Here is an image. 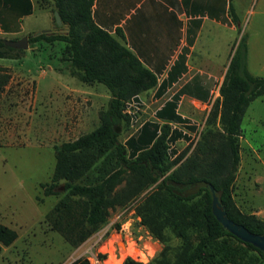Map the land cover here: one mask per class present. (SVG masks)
<instances>
[{"label":"trees","instance_id":"1","mask_svg":"<svg viewBox=\"0 0 264 264\" xmlns=\"http://www.w3.org/2000/svg\"><path fill=\"white\" fill-rule=\"evenodd\" d=\"M50 1L66 31L27 34L28 45L64 42L69 74L86 84H102L109 95L94 129L53 147L50 180L40 184L44 195L58 194L60 186L63 190L46 214L51 227L75 247L105 224L114 206L151 187L134 211L140 223L163 243L152 264H264L262 252L229 233L211 211L210 188L228 219L253 234L264 233L263 221L239 211L231 196L239 163L241 119L250 102L264 94V76H253L246 67V35L241 32L235 43L218 97L205 117V130L192 154L180 162L181 155L170 160L168 145L179 139L187 141L189 136L167 123L145 121L123 142L119 140L136 114L127 111L126 103L154 87L157 74L121 43L118 31L110 34L93 22L91 0ZM31 11L30 0H0V26L4 31H18L16 19ZM227 13L236 24L230 3ZM237 30L239 33L240 28ZM5 40L10 39L0 36V58H17L23 49L6 46ZM8 80L6 68L0 66V95ZM188 86L184 85L155 116L194 132L195 127L175 113L178 95L189 93ZM164 88L161 81L158 92ZM121 184L123 191H128L124 195L117 191ZM166 231L179 239L172 258L167 255ZM14 238V231L0 224V243L8 245ZM147 263L127 257L121 264ZM70 264L89 263L82 257Z\"/></svg>","mask_w":264,"mask_h":264},{"label":"rangeland","instance_id":"2","mask_svg":"<svg viewBox=\"0 0 264 264\" xmlns=\"http://www.w3.org/2000/svg\"><path fill=\"white\" fill-rule=\"evenodd\" d=\"M33 2L31 14L21 21L26 35L46 29L55 33L66 31L63 24L54 26L50 0ZM228 2L237 17L236 29L240 28L238 36L233 31L231 37L236 41L241 32L246 35L247 70L253 75L262 76L264 0ZM27 48L18 53L17 58L23 57L18 64L20 69L13 71L14 76L0 95V224L15 233L10 244L0 243V264H70L82 257L89 264H97L86 249L96 235L112 234L113 238L114 231H118L123 222L129 223L131 237L137 240L140 247H150L148 241L156 243L154 248L151 247L153 254L147 263L152 264L151 260L162 249L163 243L140 223L134 211L137 202L151 187L124 200L122 205L114 206L109 210L105 224L75 247L51 227L46 214L60 200L63 190L58 187V194L44 195L40 184L50 180L54 166L53 147L94 129L98 125V112L106 107V96L109 95L105 87L98 83L104 91H99L97 113L88 115L84 120L87 124L83 123L74 129L72 122L76 118L80 121L91 101L80 98L79 110L71 115L67 109L63 110L69 99L55 94L56 86L65 79L62 72L69 71L65 43L57 41L48 44L40 41L34 48L30 45ZM39 67L45 71L38 72ZM23 70L31 74V79L23 80L20 72ZM140 106L138 100L126 103V109L134 110L135 113ZM90 120L92 124H89ZM204 121L203 115L197 118L189 140L168 145L170 160L181 155L182 162L192 154L201 132L206 128ZM129 132L130 126L128 131L119 135V140L122 142ZM238 146L239 163L231 187L233 202L239 211L253 214L264 223V101L259 98L250 102L242 116ZM180 162L173 165L170 171ZM122 186H118L117 191L124 195L128 191H123ZM166 234L169 246L167 255L172 258L179 239L168 231ZM91 252L94 253L95 249ZM103 258L98 255V264H107V261L103 263Z\"/></svg>","mask_w":264,"mask_h":264},{"label":"crops","instance_id":"3","mask_svg":"<svg viewBox=\"0 0 264 264\" xmlns=\"http://www.w3.org/2000/svg\"><path fill=\"white\" fill-rule=\"evenodd\" d=\"M30 1L33 9L34 2ZM228 3V0H91L93 22L110 34L118 31L121 43L157 74L156 85L136 96L141 106L136 108L138 112L132 117L130 132L124 140L145 121L159 125L167 123L189 136L191 132L179 123L155 116V112L186 84L189 85V93L178 95L175 113L194 127L199 116L206 117L213 100L218 97V87L238 40L231 37L233 31L238 36V30L228 16ZM25 16L16 19L18 31H4L0 26V36L13 39L26 35L21 24ZM36 32L40 31L31 34ZM37 43L30 44L31 48ZM22 58H0V66L9 74L5 87L14 76L13 71L20 69L18 64ZM20 72L23 80L31 79L27 71ZM62 73L65 79L56 86L55 94L69 99L63 110L67 109L72 115L79 110L80 98L91 101L80 121L76 118L72 122L76 129L83 123L87 124L84 120L88 115L97 113L96 101L100 97L99 91H104V88L98 83L80 82L68 70ZM161 81L165 82V88L158 92ZM257 98L264 101V94ZM130 112L135 113L134 110ZM92 123L90 120L89 124Z\"/></svg>","mask_w":264,"mask_h":264},{"label":"built area","instance_id":"4","mask_svg":"<svg viewBox=\"0 0 264 264\" xmlns=\"http://www.w3.org/2000/svg\"><path fill=\"white\" fill-rule=\"evenodd\" d=\"M44 71L43 68H38V72ZM113 235V238L112 234L105 236L104 233H101L96 235L93 242L86 249V252L91 254L93 262L98 264V255L103 256L102 261L103 263L107 261V264H121L127 257L141 263H147L152 257L151 247L154 248L156 243L148 241L150 247L146 245L140 247L137 240L131 237L128 222L120 224L118 231H114ZM93 249H95L94 253L91 252Z\"/></svg>","mask_w":264,"mask_h":264},{"label":"water","instance_id":"5","mask_svg":"<svg viewBox=\"0 0 264 264\" xmlns=\"http://www.w3.org/2000/svg\"><path fill=\"white\" fill-rule=\"evenodd\" d=\"M53 22L55 27H59L62 24L57 11H53ZM38 33L50 34L55 32H51L50 29H46V30H42L41 32H36L34 35ZM4 44L6 46L15 49H26L28 46V36L25 35L18 39L5 40ZM60 189H62L61 186ZM210 190H211V211L215 219L223 226V228H225L229 233L234 235L236 238H238L243 242L249 243L252 246L259 249L264 257V233L253 234L249 232L247 229H245L243 226L238 225L232 222L230 219H228L225 215L224 210L220 206L217 196L215 195V193L212 191L211 188ZM189 191L190 192L195 191V188Z\"/></svg>","mask_w":264,"mask_h":264}]
</instances>
